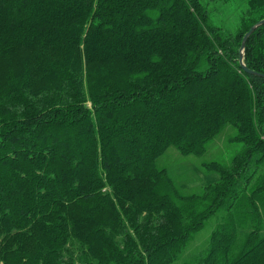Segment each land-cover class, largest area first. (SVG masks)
I'll use <instances>...</instances> for the list:
<instances>
[{
  "label": "trees",
  "instance_id": "16d2710c",
  "mask_svg": "<svg viewBox=\"0 0 264 264\" xmlns=\"http://www.w3.org/2000/svg\"><path fill=\"white\" fill-rule=\"evenodd\" d=\"M239 1L233 22L214 21ZM264 0H0V264H264ZM242 143L217 180L156 159Z\"/></svg>",
  "mask_w": 264,
  "mask_h": 264
},
{
  "label": "rangeland",
  "instance_id": "374dc122",
  "mask_svg": "<svg viewBox=\"0 0 264 264\" xmlns=\"http://www.w3.org/2000/svg\"><path fill=\"white\" fill-rule=\"evenodd\" d=\"M240 8L239 1L222 5L219 7L220 12L214 16V21L231 23L237 17ZM234 133L235 129L229 124L226 125L208 144L206 152L202 155H184L170 146L156 159V164L167 170L168 175L183 192H199L204 185L218 178L216 172L211 171L206 165L211 161L227 163L241 148L242 143L229 140ZM223 215L224 212L220 211L208 218L204 226L191 236L186 248L171 264H183L203 249Z\"/></svg>",
  "mask_w": 264,
  "mask_h": 264
},
{
  "label": "water",
  "instance_id": "95a60500",
  "mask_svg": "<svg viewBox=\"0 0 264 264\" xmlns=\"http://www.w3.org/2000/svg\"><path fill=\"white\" fill-rule=\"evenodd\" d=\"M262 23H264V19L260 20L258 23H256L254 26H252L248 32L245 33V35H244V37H243V41H242V46H241V49H240V50H241V55H240V58H239L240 65H241L242 68L245 69L246 71H248V72H250V73H254V74H257V72L252 71V70L246 68V66L244 65L243 60H242V50H243L244 42H245L246 38L248 37V35L253 31V29H254L257 25L262 24Z\"/></svg>",
  "mask_w": 264,
  "mask_h": 264
}]
</instances>
